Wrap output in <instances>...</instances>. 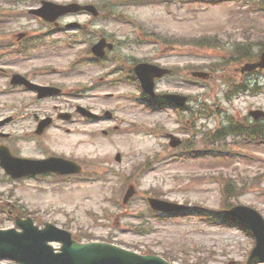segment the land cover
Here are the masks:
<instances>
[{"label":"rangeland","instance_id":"374dc122","mask_svg":"<svg viewBox=\"0 0 264 264\" xmlns=\"http://www.w3.org/2000/svg\"><path fill=\"white\" fill-rule=\"evenodd\" d=\"M41 1L0 0L1 12L12 15L6 17L12 22L0 26L7 37L16 40L20 32L38 33L44 42L29 57L0 59V120L14 116L0 129L11 137L0 142L15 146L24 155L49 152L77 160L86 167L84 171H99L102 179L14 181L1 171L0 206L16 200L41 227L53 223L83 242L109 240L137 252L164 254L173 264H247L255 245L253 236L238 223L213 221L201 211L222 206L223 186L217 181L221 178L230 184V203L252 207L264 216V145L229 136L220 144L228 153L169 155L167 133L197 144L233 121L252 123L249 111L264 110V73L248 75L245 82L250 88L263 86L260 92L237 93L231 100L226 96L233 84L239 89L243 81L236 70L239 62L233 44H247L257 57L264 46V13L254 12L250 3L239 0L154 5H136L130 0H43L62 5L92 3L102 11L99 18L68 14L58 27H50L28 14ZM75 21L83 30L66 28ZM209 36H217L220 44L197 47V40ZM101 37L116 43L107 59L96 63L91 57L82 58L81 65L74 64ZM227 60L230 66L221 68ZM139 62L175 68L173 77L157 83V93L188 95L190 109L177 114L140 104L141 88L127 73ZM73 66L78 68L71 70ZM193 70L211 72L212 78L192 80ZM13 72L40 84L54 83L64 89L63 96L39 100L11 85ZM77 105L102 115L108 110L115 117L84 121L75 114ZM59 112L75 114L74 121L61 122L56 118ZM35 115L57 119L56 126L36 136ZM147 161L149 166H140ZM128 182L136 185L138 194L123 208L117 199ZM148 192L194 211L173 218L155 217L149 212ZM140 215L144 221L137 219ZM13 226L14 221L0 211V229Z\"/></svg>","mask_w":264,"mask_h":264},{"label":"water","instance_id":"95a60500","mask_svg":"<svg viewBox=\"0 0 264 264\" xmlns=\"http://www.w3.org/2000/svg\"><path fill=\"white\" fill-rule=\"evenodd\" d=\"M43 4V8L33 10L32 13L51 22L55 21L58 17L64 14L78 12L81 10H88L94 15H98V11L94 6H79L77 4L61 6L51 2H44ZM72 26H75V24ZM106 47L110 49L113 48L111 44H107L105 39H102L93 47V51L97 56L101 57L104 56V49ZM258 67L264 68V53L261 57V61L256 64L246 65L243 68V71H253ZM135 71L143 84L144 90L151 95H154V79L156 77H162L169 72L157 66L145 63L137 65L135 67ZM195 76L207 78L208 74L198 72L195 73ZM13 83H26L31 88L37 89L40 92V98L55 94L57 91L53 88L31 85L20 75L14 76ZM50 89L55 91H50ZM167 98L181 106H184L187 102V97L185 96L167 95ZM80 111L83 114L92 115L84 108H80ZM251 114L256 118L264 116V112L262 111H254ZM69 116L70 115H66V118L69 119ZM46 126L47 123L41 124L39 132L41 133ZM180 143V140L173 137L171 146L177 147ZM0 155L2 158L1 165L5 167L7 172L12 174L14 177H19L22 174H26L31 171L34 173L55 171L60 174L81 172V167L79 165L62 159L56 158L39 162L20 160L12 158L8 153V150L5 148H1ZM118 160H120V155H118ZM20 170L26 171L20 172ZM135 193V188L133 186L130 187L125 196V202H128L135 195ZM150 203L155 210L163 212H174L187 209L185 206L176 205L159 199H150ZM228 213L247 224L256 236L257 245L251 254L248 264L264 262L263 217L255 210L245 206H237ZM19 224L24 229L22 233H18L15 230L0 231V258H15L22 264H170L161 257L154 255L142 256L111 244H81L73 240L71 233L63 231L50 224H48L43 230L35 227L31 220L21 222ZM49 241L62 242L63 246L61 248V252L55 253L53 247L48 245Z\"/></svg>","mask_w":264,"mask_h":264},{"label":"trees","instance_id":"16d2710c","mask_svg":"<svg viewBox=\"0 0 264 264\" xmlns=\"http://www.w3.org/2000/svg\"><path fill=\"white\" fill-rule=\"evenodd\" d=\"M244 58H246V57H244ZM220 134V132H216V136L217 135H219ZM264 137V134L263 133H261L258 137ZM225 196H226V198L228 197V198H230L231 197V191H230V184H226V186H225Z\"/></svg>","mask_w":264,"mask_h":264},{"label":"flooded vegetation","instance_id":"af4514ba","mask_svg":"<svg viewBox=\"0 0 264 264\" xmlns=\"http://www.w3.org/2000/svg\"><path fill=\"white\" fill-rule=\"evenodd\" d=\"M161 104H163V105H168L169 103H167L166 101H163ZM166 108H169V109H171V110H173L174 108H172V107H169V106H166ZM28 157H31V156H29V155H27Z\"/></svg>","mask_w":264,"mask_h":264}]
</instances>
